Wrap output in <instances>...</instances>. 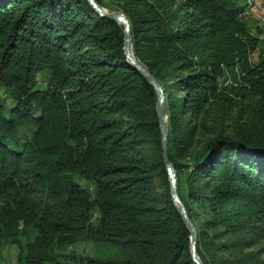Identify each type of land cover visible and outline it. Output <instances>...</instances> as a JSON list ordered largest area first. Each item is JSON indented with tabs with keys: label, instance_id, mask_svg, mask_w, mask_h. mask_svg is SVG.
Returning <instances> with one entry per match:
<instances>
[{
	"label": "trees",
	"instance_id": "trees-1",
	"mask_svg": "<svg viewBox=\"0 0 264 264\" xmlns=\"http://www.w3.org/2000/svg\"><path fill=\"white\" fill-rule=\"evenodd\" d=\"M95 1L125 14L164 91L200 261L264 264V54L251 60L262 40L245 0ZM2 90L0 264L7 245L16 264H194L156 94L126 61L121 25L86 0H0ZM82 241L96 254L67 251Z\"/></svg>",
	"mask_w": 264,
	"mask_h": 264
},
{
	"label": "water",
	"instance_id": "water-1",
	"mask_svg": "<svg viewBox=\"0 0 264 264\" xmlns=\"http://www.w3.org/2000/svg\"><path fill=\"white\" fill-rule=\"evenodd\" d=\"M94 11L102 18H106L112 22H115L123 27V52L129 66L135 70L143 79H145L150 86L154 89L157 103H156V115L159 123L160 140L162 148V160L167 172L170 198L173 205L179 212L181 219L190 232V255L194 264H202L196 251V230L186 212V209L181 202L178 195L177 177L175 170L168 159L167 152V115L165 111V95L160 83L154 78V76L134 57L132 51V38H131V26L129 20L119 11H110L100 7L95 0H86Z\"/></svg>",
	"mask_w": 264,
	"mask_h": 264
},
{
	"label": "rangeland",
	"instance_id": "rangeland-1",
	"mask_svg": "<svg viewBox=\"0 0 264 264\" xmlns=\"http://www.w3.org/2000/svg\"><path fill=\"white\" fill-rule=\"evenodd\" d=\"M244 6V3H241ZM248 25L250 26L252 32L254 34H256L257 36H260V39L262 40V46L261 48L257 51V53H255L254 55H252L251 60L253 62H255L257 60L258 54L262 53L264 54V37L260 34L258 30H260L257 21L254 18H247L246 19ZM261 33V30H260ZM38 79L40 80V77H38ZM1 96L3 98H5V102L7 104V106H11L12 103L11 101L8 99V97L6 96V93L4 92V90H2V92L0 93ZM222 131H224V129L222 127H215L214 131L212 134H218L221 133ZM225 133H227V130L224 131ZM19 139L21 140H25L28 136L26 135V133L24 131H21L19 133ZM78 184L82 187V188H89L92 189V187L90 186V184L84 180V179H80L78 180ZM154 187L156 189V192L159 193L160 190L158 189V184L155 183ZM264 246V241H259V243L255 246V248L253 250H257L258 248ZM67 251H75L79 254H87V255H94L96 254V252L94 251V246L87 242V241H82V242H76L75 244L69 245L67 247ZM262 258H264V255L262 256ZM258 258H256L257 260ZM1 260L2 262H4L5 264H16V249L13 247H9L4 246L2 251H1ZM246 264H250V263H246Z\"/></svg>",
	"mask_w": 264,
	"mask_h": 264
},
{
	"label": "built area",
	"instance_id": "built-area-1",
	"mask_svg": "<svg viewBox=\"0 0 264 264\" xmlns=\"http://www.w3.org/2000/svg\"><path fill=\"white\" fill-rule=\"evenodd\" d=\"M241 17L254 18L264 37V0H245Z\"/></svg>",
	"mask_w": 264,
	"mask_h": 264
}]
</instances>
